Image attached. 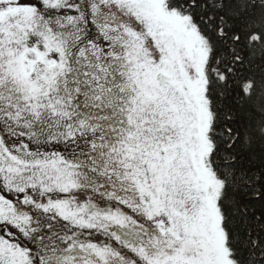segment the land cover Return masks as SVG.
Listing matches in <instances>:
<instances>
[{
    "label": "snow or ice",
    "instance_id": "obj_1",
    "mask_svg": "<svg viewBox=\"0 0 264 264\" xmlns=\"http://www.w3.org/2000/svg\"><path fill=\"white\" fill-rule=\"evenodd\" d=\"M0 264H264V0H0Z\"/></svg>",
    "mask_w": 264,
    "mask_h": 264
}]
</instances>
